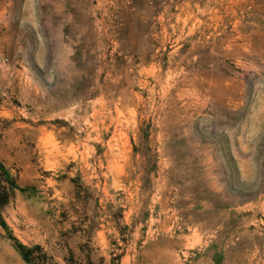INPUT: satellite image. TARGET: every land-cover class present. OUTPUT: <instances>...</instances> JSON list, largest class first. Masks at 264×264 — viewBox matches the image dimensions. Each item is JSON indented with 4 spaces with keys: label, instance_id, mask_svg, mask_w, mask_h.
<instances>
[{
    "label": "rangeland",
    "instance_id": "1",
    "mask_svg": "<svg viewBox=\"0 0 264 264\" xmlns=\"http://www.w3.org/2000/svg\"><path fill=\"white\" fill-rule=\"evenodd\" d=\"M0 57V264H264V0H0Z\"/></svg>",
    "mask_w": 264,
    "mask_h": 264
},
{
    "label": "trees",
    "instance_id": "2",
    "mask_svg": "<svg viewBox=\"0 0 264 264\" xmlns=\"http://www.w3.org/2000/svg\"><path fill=\"white\" fill-rule=\"evenodd\" d=\"M6 198V197H5ZM7 199H2V201L0 202V209L3 208L5 206V204L7 203L6 201ZM18 248L22 249L21 245H18Z\"/></svg>",
    "mask_w": 264,
    "mask_h": 264
},
{
    "label": "built area",
    "instance_id": "3",
    "mask_svg": "<svg viewBox=\"0 0 264 264\" xmlns=\"http://www.w3.org/2000/svg\"><path fill=\"white\" fill-rule=\"evenodd\" d=\"M6 59L0 57V63H3Z\"/></svg>",
    "mask_w": 264,
    "mask_h": 264
},
{
    "label": "crops",
    "instance_id": "4",
    "mask_svg": "<svg viewBox=\"0 0 264 264\" xmlns=\"http://www.w3.org/2000/svg\"><path fill=\"white\" fill-rule=\"evenodd\" d=\"M2 67V63H0V68Z\"/></svg>",
    "mask_w": 264,
    "mask_h": 264
}]
</instances>
